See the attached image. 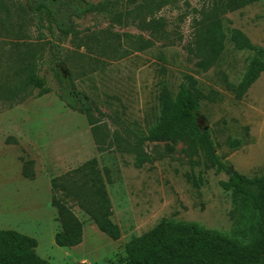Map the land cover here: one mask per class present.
Masks as SVG:
<instances>
[{
	"label": "rangeland",
	"instance_id": "374dc122",
	"mask_svg": "<svg viewBox=\"0 0 264 264\" xmlns=\"http://www.w3.org/2000/svg\"><path fill=\"white\" fill-rule=\"evenodd\" d=\"M86 1L97 11L63 35L26 0H0V230L35 238L37 254L50 264H122L127 243L163 221L252 241L259 233L255 210L225 183L232 171L264 175V72L241 99L227 86L243 80L255 57L237 49L233 29L264 51V0L223 16L225 48L208 68L195 41L209 0H178L152 12L139 10L143 0ZM152 20L162 29H149ZM53 64L72 72L91 114L61 99ZM34 75L46 78L47 91L34 87ZM190 75L197 80L198 128L210 133L228 171L219 170L205 142L191 154L183 142L148 138L162 90L175 95ZM139 155L148 158L141 167ZM92 159L106 179L121 237L111 239L75 206L83 241L60 247L52 179Z\"/></svg>",
	"mask_w": 264,
	"mask_h": 264
},
{
	"label": "trees",
	"instance_id": "16d2710c",
	"mask_svg": "<svg viewBox=\"0 0 264 264\" xmlns=\"http://www.w3.org/2000/svg\"><path fill=\"white\" fill-rule=\"evenodd\" d=\"M178 0H143L139 10L148 12L175 4ZM261 0H209L201 12L202 20L196 31L195 44L203 56L205 68L217 59L225 48L226 33L223 16ZM27 9L37 15L46 14L63 35H70L76 20H81L97 11V6L86 0H26ZM163 27L161 20L149 22V29ZM231 40L239 50L252 51L251 61L243 80L228 84V88L241 99L264 72V51L256 47L240 30L231 31ZM54 65V64H53ZM55 79L60 85L61 99L72 109L91 114L92 105L86 95L77 90L73 74L59 65L52 66ZM34 87L47 91V80L40 75L30 78ZM197 80L186 76L173 95L167 88L160 94L161 114L159 122L149 133L153 142H183L187 153H197L205 142L213 154L219 170L228 171L227 164L216 154L210 133L198 128L200 100ZM148 161L139 155L138 167ZM28 177L34 171L25 169ZM53 206L61 224L55 236L60 247H75L83 241V225L73 208L78 206L97 225L99 230L113 240L121 237V230L112 217L111 200L106 179L92 159L51 182ZM225 187L249 201L257 215L259 233L249 243H241L224 235L203 229L197 224H175L163 221L151 231L130 240L126 245L127 261L122 264H264V175L248 178L232 171ZM38 241L12 229L0 230V264H50L37 252Z\"/></svg>",
	"mask_w": 264,
	"mask_h": 264
}]
</instances>
